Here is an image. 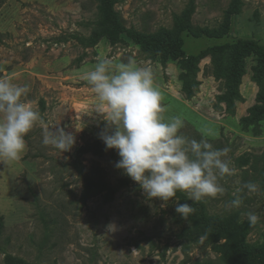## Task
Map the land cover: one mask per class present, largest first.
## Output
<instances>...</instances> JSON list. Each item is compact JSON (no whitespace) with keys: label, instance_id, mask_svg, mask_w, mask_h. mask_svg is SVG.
Returning <instances> with one entry per match:
<instances>
[{"label":"rangeland","instance_id":"1","mask_svg":"<svg viewBox=\"0 0 264 264\" xmlns=\"http://www.w3.org/2000/svg\"><path fill=\"white\" fill-rule=\"evenodd\" d=\"M111 1L123 29L180 43L182 54L145 50L124 37L88 46L86 39L108 28L101 0H0V79L28 85L24 99L45 124L76 138L60 153L42 144L37 123L22 159L0 162V264H237L232 239L199 237L196 212L182 219L176 202L148 199L115 167L117 151L99 139L105 109L83 78L102 58L151 67L165 119L179 116L184 136L230 149L226 159L237 172L220 180L223 196L193 202L178 191L174 199L235 225L245 250L264 255V63L251 53L234 60L238 40L264 47V0ZM249 181L260 191L239 193L242 205L230 209ZM247 212L259 215L256 225Z\"/></svg>","mask_w":264,"mask_h":264},{"label":"clouds","instance_id":"2","mask_svg":"<svg viewBox=\"0 0 264 264\" xmlns=\"http://www.w3.org/2000/svg\"><path fill=\"white\" fill-rule=\"evenodd\" d=\"M83 78L105 109L106 127L99 139L106 150L117 151L120 159L115 167L138 184L148 199L173 200L176 213L188 220L195 209L174 199L178 191L186 192L193 202L225 194L220 180L237 172L226 159L230 149H217L206 140L184 136L180 133L184 122L179 116L165 119L163 96L151 67L137 66L132 59L125 64L102 58ZM29 92L28 85L0 79V162L22 159L27 150L25 137L37 123L43 128V145L60 153L75 145L72 132L61 127L53 131L45 124L41 114L24 99ZM245 190L246 194H255L260 186L253 181L244 183L229 202L230 209L240 208L239 193ZM244 216L250 226L260 220L255 212ZM108 227L115 230L114 225Z\"/></svg>","mask_w":264,"mask_h":264},{"label":"trees","instance_id":"3","mask_svg":"<svg viewBox=\"0 0 264 264\" xmlns=\"http://www.w3.org/2000/svg\"><path fill=\"white\" fill-rule=\"evenodd\" d=\"M105 10L106 19L105 22L108 28L98 33L90 38L86 39L84 42L88 46L96 45L102 38H107L108 40L114 42L121 37L127 38L131 43L149 51H154L156 53H179L182 54L180 49V43L172 42H160L156 40L147 39L141 35H134L123 29L118 22L117 16L113 10V3L111 0H101ZM193 5V0L190 2ZM192 7H190L184 14V19L180 21L179 26L181 30L188 28L189 18L192 13ZM234 60L237 63L240 57L246 53H251L257 57L260 63H264V47L260 46L255 41L251 40H238L234 44ZM207 54V51H201L198 55L189 57L188 61H193L197 59H202ZM181 203H187L192 205L195 209V229L199 237H219L227 236L232 239L233 245L231 248L232 254L237 260V264H264V255L261 251L247 252L243 244V234L242 231L235 225L223 221L217 222L211 218L206 217L201 210L199 204L192 203L185 199L183 196H178ZM16 264H24L23 262H16Z\"/></svg>","mask_w":264,"mask_h":264}]
</instances>
